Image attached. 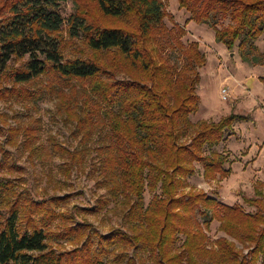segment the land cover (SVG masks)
<instances>
[{"label": "trees", "instance_id": "1", "mask_svg": "<svg viewBox=\"0 0 264 264\" xmlns=\"http://www.w3.org/2000/svg\"><path fill=\"white\" fill-rule=\"evenodd\" d=\"M67 1L3 2L0 75L13 78L11 96L21 90L29 93L24 86L17 91L20 83L51 78L48 92L56 94L65 120L75 123L84 146L98 135L96 169L111 195L127 205L131 233L114 228L102 235L64 222L67 238L85 241L81 247L58 251L49 245L50 225L63 198L36 200L29 193L12 198L13 189L0 180V201L9 210L0 221V264H105L102 255L119 248L134 249L130 264H136L135 257L139 264H264V182H257L254 196L243 197L258 207L255 212L240 203L227 204L205 190L182 191L196 162L203 164L207 180L231 174L225 168L226 156L216 151L207 155L204 149L225 140L234 122L252 119L232 111L218 121H191L201 100L197 67L207 63L199 43L187 46L181 37L168 43L183 53L181 67L165 56L163 37L171 30L164 22L163 0H76L74 13L66 17ZM178 3L191 14L187 22L206 23L218 14L230 17L227 27L216 29L217 40L230 50L239 39L254 40L264 32V0ZM66 30L69 39L63 35ZM178 30L185 34L182 26ZM78 42L86 50L82 52ZM69 48L71 53H66ZM90 51L107 57V63ZM23 56L28 57L23 68L6 69L10 60ZM260 80L264 82V77ZM53 144L54 152L68 156L72 165L83 161L85 149L78 153ZM38 150L30 147V154L38 157ZM146 189L153 193L147 205ZM68 218L62 216L63 221ZM214 220L225 235L211 241L208 232ZM93 235L99 239L97 247ZM180 235L184 238L178 245ZM140 250L148 251L145 260Z\"/></svg>", "mask_w": 264, "mask_h": 264}, {"label": "rangeland", "instance_id": "2", "mask_svg": "<svg viewBox=\"0 0 264 264\" xmlns=\"http://www.w3.org/2000/svg\"><path fill=\"white\" fill-rule=\"evenodd\" d=\"M4 1L0 0V6ZM163 1L167 14L164 22L171 30L163 37L165 56L179 67L185 64V57L179 48H172L168 44H173L175 37H181V41L187 46L190 42L197 41L207 59L206 65L197 67L201 75L197 94L201 100L198 111L190 115L191 121L193 123L201 119L218 121L231 111L250 114L252 119L248 123L236 121L234 124L239 122L248 142L250 139L251 142L254 141L256 137L264 138V109L260 107V104H264V82L260 80V77H264V32L254 40L239 39L230 50L216 37V29L227 27L231 23L230 17L218 14L206 23L198 24L192 20L187 22L191 14L179 8L178 0ZM76 5V0H68L64 5V15L69 17L74 13ZM181 26L185 31L183 36L179 35L178 28ZM63 35L69 39L67 30ZM77 45L82 47V52L86 50L83 43L78 42ZM66 53H71L70 48ZM89 53L99 61L107 63V57L91 51ZM27 58V56L14 57L7 63L6 69L12 71L23 68ZM50 80L49 76H43L41 79L20 83L16 85L17 91L19 87L24 86L29 93L25 94L21 90L17 94L13 92L14 95L11 96L9 90L15 85L13 78L6 77L5 74L0 75V91H2L0 92V180L13 189L12 198H16L19 194L25 197L27 193L36 200L56 196L63 198L60 206L55 207L57 218L50 225L53 231L49 245L57 248L58 251L81 247L85 241L83 239L81 243H76L73 242L74 237L67 238L64 234V222L66 225L83 226L91 233L96 230L102 235H108L114 228H121L131 233L130 222L126 215L127 205L121 202V198L115 199L111 195L107 186L103 184V175L96 169L98 164L96 148L101 145L98 135L84 146L81 142L82 135L75 133V123L65 120L66 115L60 109L56 94L48 92L46 85ZM224 87L230 94L227 102L221 98V89ZM33 92L39 97H33ZM234 124L226 131L225 140L213 147L206 146L204 153L209 155L212 151H216L226 156L228 162L232 161L226 140L231 135L232 139H238L236 133H233ZM26 132L28 134H25ZM53 143L78 153L85 149L83 161L72 165L68 156L54 152ZM235 143L240 144L237 141ZM33 146L39 149L38 157L30 154V147ZM223 179L219 177L216 181L205 179L203 164L196 162L194 173L185 178L182 191L194 187L220 198L217 190L219 182ZM258 181L264 182V176L258 180L254 177L248 178L246 187L236 191L239 203L248 212H255L258 207L245 203L243 197L255 195V185ZM152 197L153 193L146 189L144 193L146 205ZM105 200H108V203L103 204L102 201ZM98 207L101 208L99 211H90L91 208ZM8 213V207L0 201V221L8 216ZM62 216L70 218L63 221ZM198 218L204 220L201 215H198ZM218 226L219 222L214 220L208 232L211 241L225 235L219 231ZM180 237L178 245L184 238L183 235ZM93 239L97 247L99 239L96 235H93ZM112 249L113 247L110 248ZM139 252L144 260L149 255L145 250ZM123 255L124 259L121 257ZM133 255L134 249L124 251L119 248L102 255V258L105 264H130L129 258ZM135 260L136 264H139L138 258L135 257ZM147 264L151 263L148 261Z\"/></svg>", "mask_w": 264, "mask_h": 264}, {"label": "crops", "instance_id": "3", "mask_svg": "<svg viewBox=\"0 0 264 264\" xmlns=\"http://www.w3.org/2000/svg\"><path fill=\"white\" fill-rule=\"evenodd\" d=\"M264 109V104H260ZM232 112V111H231ZM229 114V113H228ZM241 122V121H239ZM239 122L234 124L233 133L235 132L238 139H232V135L228 137L227 149L229 150L232 161L225 164V168L231 169V174L220 181L218 194L220 200L232 205L239 203L237 190L245 188L248 178L254 177L256 180L264 176V138L256 137L248 142V138L244 136L243 129ZM248 123V121H245ZM239 142L234 146V142ZM226 143V142H225ZM262 154V157H261ZM261 160V162H259ZM212 180V181H216ZM260 180V179H259Z\"/></svg>", "mask_w": 264, "mask_h": 264}, {"label": "built area", "instance_id": "4", "mask_svg": "<svg viewBox=\"0 0 264 264\" xmlns=\"http://www.w3.org/2000/svg\"><path fill=\"white\" fill-rule=\"evenodd\" d=\"M230 97L229 91L226 87L221 89V98L223 101H228Z\"/></svg>", "mask_w": 264, "mask_h": 264}]
</instances>
